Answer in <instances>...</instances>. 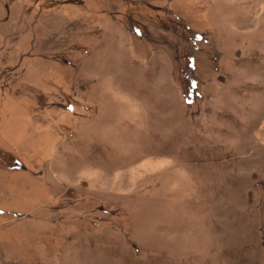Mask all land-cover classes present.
<instances>
[{"label":"rangeland","instance_id":"obj_1","mask_svg":"<svg viewBox=\"0 0 264 264\" xmlns=\"http://www.w3.org/2000/svg\"><path fill=\"white\" fill-rule=\"evenodd\" d=\"M0 264H264V0H0Z\"/></svg>","mask_w":264,"mask_h":264},{"label":"snow or ice","instance_id":"obj_2","mask_svg":"<svg viewBox=\"0 0 264 264\" xmlns=\"http://www.w3.org/2000/svg\"><path fill=\"white\" fill-rule=\"evenodd\" d=\"M192 87H198L197 83L195 81L192 82Z\"/></svg>","mask_w":264,"mask_h":264}]
</instances>
